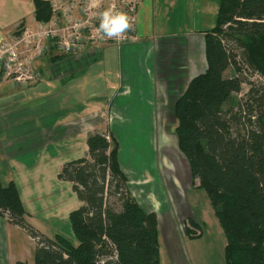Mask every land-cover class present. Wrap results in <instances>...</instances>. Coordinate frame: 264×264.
I'll list each match as a JSON object with an SVG mask.
<instances>
[{
    "label": "trees",
    "instance_id": "trees-1",
    "mask_svg": "<svg viewBox=\"0 0 264 264\" xmlns=\"http://www.w3.org/2000/svg\"><path fill=\"white\" fill-rule=\"evenodd\" d=\"M217 1V22L201 33L205 72L175 103L177 137L225 233L226 264H264V0ZM35 7L37 20L49 17L45 3ZM244 84L248 92L225 110ZM119 153L117 142L97 131L88 155L58 174L82 202L70 214L75 244L35 229L17 184L0 179V216L36 241L34 264H161L158 216L131 194ZM185 224L188 238L202 237L193 219Z\"/></svg>",
    "mask_w": 264,
    "mask_h": 264
},
{
    "label": "crops",
    "instance_id": "crops-1",
    "mask_svg": "<svg viewBox=\"0 0 264 264\" xmlns=\"http://www.w3.org/2000/svg\"><path fill=\"white\" fill-rule=\"evenodd\" d=\"M35 13L34 0H0V43L12 30L35 26ZM154 22L151 0H142L138 26L141 41L137 45L109 46L99 54L87 52L84 57L88 55L89 60L85 65H78L88 68L90 72L79 78L67 81L74 73L73 70L67 71L65 67H73L76 63L75 57H66L54 50L47 58L37 63V70L41 74L38 83L17 87L9 81H0V179L3 185H8L11 181L17 184L28 213L27 220L36 229L39 228L34 222L36 210L33 203L38 200L41 202L42 197L52 189L51 170L58 169L60 172L63 164L68 162L67 159L61 158L63 156H60V150L69 143L75 146L85 138L87 146H84L83 157L88 155V139L94 134L93 128L97 124L89 118L95 114H104L108 108L107 103L116 96L126 98L127 102L130 99L127 95L131 93L133 79L130 78L132 74L129 75V72L133 69L132 65L137 68L142 62L134 57L136 50L141 48L138 45L146 42L150 44L153 40L170 39L157 36ZM192 35L202 34L187 36ZM92 56L103 57L101 65L99 63L95 70H90ZM170 68L173 69V74H177L175 63ZM136 71L134 70L135 73ZM150 73L149 71L148 74ZM149 82V87L154 86L152 77ZM154 90L158 92V87L151 92ZM65 183L71 186L70 183ZM61 187L62 185H59L56 189ZM199 189V186H191L183 196L177 198H173L169 193L165 195L159 192L154 199L157 204H151L149 210L139 203L146 211H153L158 216L161 263L164 255L167 264H216L212 260L213 252L210 248L205 251L201 249L200 252L191 249L189 254L182 249L183 237L179 223L193 219L200 225V239L205 236L207 230L202 225V209L206 197L204 199L199 196ZM163 226L172 242V249L167 251L169 260L162 249ZM220 228L219 222L212 216V226L209 230L214 229V234L221 240L224 233ZM39 231L43 234L40 229ZM188 239L193 243L200 240ZM226 242L225 237L223 254ZM35 251L36 241L22 228L0 216V264H32L30 261H35ZM204 256H207L209 261H206ZM222 257V264H226L225 256Z\"/></svg>",
    "mask_w": 264,
    "mask_h": 264
},
{
    "label": "rangeland",
    "instance_id": "rangeland-1",
    "mask_svg": "<svg viewBox=\"0 0 264 264\" xmlns=\"http://www.w3.org/2000/svg\"><path fill=\"white\" fill-rule=\"evenodd\" d=\"M151 3L154 8L157 36L170 39L153 40L150 44L146 42L138 45L141 48L139 51L136 50L134 57L141 59L142 62L140 61L141 64L137 68L132 65V71H128L129 75L132 74L130 78L133 79L131 93L127 95L130 97L128 102L126 98L116 96L107 103L108 108L104 114H95L89 118L97 122L93 128L94 133L100 131L109 135L110 140H115L119 145L120 162L129 179L130 192L135 200L148 210L151 209V204H157L154 199L159 192L165 195L169 193L173 198H177L183 196L189 187L200 186L199 181L191 180L188 162L180 152L177 137L178 120L174 107L180 95L188 89L192 81L204 74L206 68L204 35H187L213 29L219 8L217 0H151ZM151 23L153 25V22ZM102 58L92 56L90 70H95L99 63L101 65ZM74 60L76 63L73 67H65L67 71L73 70L74 73L67 81L90 72L88 68L78 65H85L89 60L88 55ZM174 63L177 74H173V69L170 68ZM134 70H137L136 73ZM148 77L154 79V86L147 85L150 83ZM156 87L158 92L155 90L151 92ZM249 89L250 86L244 84L241 92L234 94L224 109L237 106ZM84 146H87L85 138L75 146L72 143L66 144L60 150V156L68 161L83 158ZM58 173V169L51 170L52 189L44 196L38 194L43 196L41 202L38 200L33 203L36 210L34 222L46 236L55 238L56 234H60L75 244L70 214L81 206V202L69 184L58 180ZM59 185L62 187L56 189ZM197 193L204 199L206 197L202 209V225L207 230L202 239L193 243L185 234V222L179 223L183 237L182 249L189 254L191 249L200 252L201 249L205 251L210 248L213 252L212 260L216 264H222L225 233L220 225L224 233L220 240L214 234V229L209 230L212 226V216L218 222L219 220L213 214L214 209L206 190L200 188ZM76 202L79 204L76 205ZM166 232L163 226L162 249L169 260L167 251L172 249V242ZM204 258L209 261L207 256ZM165 259L163 255L161 264H167ZM30 262L34 264L35 261Z\"/></svg>",
    "mask_w": 264,
    "mask_h": 264
},
{
    "label": "built area",
    "instance_id": "built-area-1",
    "mask_svg": "<svg viewBox=\"0 0 264 264\" xmlns=\"http://www.w3.org/2000/svg\"><path fill=\"white\" fill-rule=\"evenodd\" d=\"M48 6L49 17L35 18V26L12 30L0 43V81L17 87L40 81L37 63L54 50L66 57L89 51L100 53L111 46L134 45L141 41L139 12L142 0H34ZM112 8L129 17L123 35L107 37L99 31L101 13Z\"/></svg>",
    "mask_w": 264,
    "mask_h": 264
},
{
    "label": "clouds",
    "instance_id": "clouds-1",
    "mask_svg": "<svg viewBox=\"0 0 264 264\" xmlns=\"http://www.w3.org/2000/svg\"><path fill=\"white\" fill-rule=\"evenodd\" d=\"M130 28L129 17L126 13L115 11L112 8L101 13L99 31L107 37L115 38L123 35Z\"/></svg>",
    "mask_w": 264,
    "mask_h": 264
}]
</instances>
